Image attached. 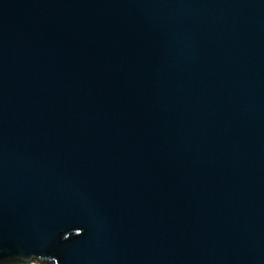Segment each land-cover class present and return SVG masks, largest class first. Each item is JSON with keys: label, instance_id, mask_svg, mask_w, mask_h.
<instances>
[{"label": "water", "instance_id": "water-1", "mask_svg": "<svg viewBox=\"0 0 264 264\" xmlns=\"http://www.w3.org/2000/svg\"><path fill=\"white\" fill-rule=\"evenodd\" d=\"M264 264V0H0V264Z\"/></svg>", "mask_w": 264, "mask_h": 264}, {"label": "rangeland", "instance_id": "rangeland-1", "mask_svg": "<svg viewBox=\"0 0 264 264\" xmlns=\"http://www.w3.org/2000/svg\"><path fill=\"white\" fill-rule=\"evenodd\" d=\"M29 264H41V263H39V262H35V261H32V262H30Z\"/></svg>", "mask_w": 264, "mask_h": 264}, {"label": "trees", "instance_id": "trees-1", "mask_svg": "<svg viewBox=\"0 0 264 264\" xmlns=\"http://www.w3.org/2000/svg\"><path fill=\"white\" fill-rule=\"evenodd\" d=\"M13 264H17V263L14 262Z\"/></svg>", "mask_w": 264, "mask_h": 264}]
</instances>
